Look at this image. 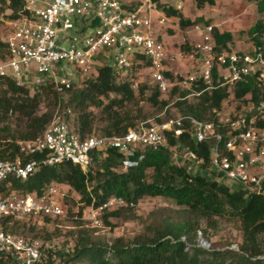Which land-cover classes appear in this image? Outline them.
I'll return each mask as SVG.
<instances>
[{
    "label": "built area",
    "instance_id": "1",
    "mask_svg": "<svg viewBox=\"0 0 264 264\" xmlns=\"http://www.w3.org/2000/svg\"><path fill=\"white\" fill-rule=\"evenodd\" d=\"M190 1L161 5L160 0H22L23 13L9 21L10 33L1 39L5 45H0V78H10L30 90L47 83L59 89L76 82L67 63L80 73L77 83L96 73L98 67L110 64L120 75L135 70L131 78L135 90L143 82L139 78L142 71L162 95L174 85L188 89L203 84L202 89L191 88L181 98L222 86L230 90L250 76L264 86V30L258 41L249 38L242 49L232 48V43L217 44L213 35L216 26L212 24L186 27L196 30L198 40L185 35L172 40L181 31L179 17L167 14L164 8L183 11ZM155 25L162 30L154 37ZM168 28L173 32L168 33ZM69 113L57 114L37 137L17 139L14 158L0 157V182L9 176L25 180L41 165L62 160L87 171L92 154L104 159L109 149L122 155L119 167L124 169L136 165L145 148L167 146V132L179 134L187 121L194 142L212 141L210 166L214 178L229 186L236 184L264 193V127L257 125L259 119H264V100L256 104L248 101L240 110H218V122L179 114L160 122L141 121L120 136L90 133L81 138L73 131ZM223 124L228 125L224 133L220 130ZM220 141L226 152L221 150ZM170 150L173 160L188 172L203 171L202 159L187 145L176 143ZM34 153L43 154L23 160ZM60 191V184L55 182L40 194L0 188V218L40 224L45 217H62L66 208ZM126 205L135 206L120 195H111L97 206H86L83 217L100 226V212ZM40 239L0 227V252L16 264H45L50 261L49 253L55 256L58 250L70 253L73 249ZM200 242L204 245L202 237ZM54 264L61 263L57 260Z\"/></svg>",
    "mask_w": 264,
    "mask_h": 264
},
{
    "label": "trees",
    "instance_id": "2",
    "mask_svg": "<svg viewBox=\"0 0 264 264\" xmlns=\"http://www.w3.org/2000/svg\"><path fill=\"white\" fill-rule=\"evenodd\" d=\"M0 1L8 2V8L12 11L9 15L11 19L23 13L22 0ZM249 1L255 3L258 12H264V0ZM204 3L214 4V0H198L199 6ZM164 10L169 15L178 16L181 26L198 23L201 19H186L181 12L172 8ZM83 28L86 29V26ZM263 30L264 19L256 20L247 29L248 39L258 41ZM213 35L221 46H227L233 40L231 31L214 28ZM0 45H5L1 38ZM134 71L132 69L121 76L110 64H106L98 67L96 73L87 76L81 83L75 82L70 87L59 89L52 83L40 84L33 94L29 93L26 86L17 85L10 78H0V157L13 159L17 153V139L37 137L52 121L47 112L36 114L35 109L42 95L51 96L57 103L62 102L65 112L70 110L69 115L74 114L73 125L70 124L81 138L90 134L97 122H102L100 135L120 136L128 128L136 127L147 119L141 107L136 109L141 99L167 112L168 104L174 97L173 105L177 114L172 116L189 114L200 120L214 122L219 120L216 111L221 109L222 102L231 94L234 99H242L246 103L256 104L264 100V86L254 76L236 83L230 90L222 86L204 90L192 98H181L191 88L202 89L203 84L199 82L198 86L192 85L188 89L174 85L165 95L156 86L149 87L146 82H141L135 90L131 80L135 76ZM165 74L169 75L168 72ZM148 89L150 93L147 95ZM92 107L100 109L99 116L91 110ZM11 112L17 113L21 126L14 128L8 121L4 122ZM172 116L168 113L156 116L154 122ZM257 125L264 127V119H259ZM227 128L226 124L220 126L223 133ZM189 130L188 122L184 121L179 134L167 132V146L156 150L145 148L143 158L136 165L124 169L119 167L122 155L109 149L104 159H99L93 153L87 171L69 160H62L54 165H41L25 180L9 176L0 182V188L40 194L55 182L65 184L79 194L85 207L97 206L111 195H120L128 203L134 204L146 195L162 196L182 206L179 217H162L148 225L147 232L136 235L129 242L117 237L110 244L92 243L84 231L79 230L72 251L66 253L58 250L55 256L49 253L50 261L45 264H54L57 260L61 264H77L80 260L88 264H264V241L261 238L264 233V193L229 186L214 178L215 172L210 166L212 141L194 142ZM176 143L187 145L202 159V172H188L173 160L170 147ZM220 147L226 152L223 141H220ZM42 154L34 153L23 157V160L28 157L35 159ZM135 216L133 207L129 205L105 210L102 214L103 221L111 226L113 224L108 220L109 217L133 219ZM52 219L56 218L45 217L44 225ZM222 220L236 222L241 233V241L236 248L230 247L232 244L213 246L209 240L211 230L217 229ZM8 225H11L10 229ZM17 226L34 229L27 221L0 218V227L4 230L19 233ZM199 233L200 237L209 241V248L196 241ZM43 238L51 240L45 236ZM0 264L16 263L8 254L0 252Z\"/></svg>",
    "mask_w": 264,
    "mask_h": 264
},
{
    "label": "rangeland",
    "instance_id": "3",
    "mask_svg": "<svg viewBox=\"0 0 264 264\" xmlns=\"http://www.w3.org/2000/svg\"><path fill=\"white\" fill-rule=\"evenodd\" d=\"M176 0H160L161 5H166L167 3H175ZM186 4L181 12L182 16L186 19H195L201 17L198 23L202 24H218L220 29L231 31L233 34V40L231 47L234 49H242L243 44L248 43V34L247 29L258 19H264V12H258L254 2L249 0H214V4L204 3L202 6L198 5V0H192V5ZM12 13L10 8H8V2L0 1V38L5 39L10 33L9 21L11 18L9 15ZM154 16V14H153ZM214 23V24H213ZM189 26V25H188ZM180 33H177L172 40L176 38H181L183 35L188 36L192 40H198L196 30L192 28H186L187 26H181ZM216 28V27H214ZM162 30L161 27L156 26L153 28L154 37ZM169 33V30H167ZM172 32V31H170ZM67 68L72 72V79L78 82L80 78V73L75 69V67L67 63ZM122 76L124 74H121ZM139 78L143 82H146L149 87H154V83L151 81L150 77L145 74L143 71L139 74ZM29 93L33 94V91L30 90ZM150 90H146L148 95ZM165 97V96H162ZM192 98V96H190ZM173 99L170 100L167 112L158 110L157 108L150 105L147 100L141 99L137 106L142 108V112L146 115V118L150 121H154V117H161L166 113L172 115L177 114V110L173 105ZM62 101V100H61ZM245 100L234 99L231 94L222 102L221 111L228 110H240L243 105H245ZM135 108V107H134ZM97 116H99V108L92 107ZM164 110V109H163ZM37 115L47 112L50 120L54 119L57 114H63L65 109L61 103H57L53 100L51 96L42 95L38 101L37 108L35 109ZM67 111V110H66ZM2 112L0 111V115ZM55 114V115H54ZM8 119H5L4 122L8 121L13 127H19L22 123L17 118V113H12L8 115ZM74 114L69 115V121L73 125ZM146 119V120H147ZM49 120V121H50ZM1 123V120H0ZM100 126L102 122H97L93 126L91 133L99 134ZM261 133L264 134V129L261 130ZM234 186H238L234 184ZM62 195V201L64 202V207L66 208L65 214L62 217L52 219L50 222L46 223H37L33 221L31 223L34 226V229H27L26 227L17 226L19 232L18 234H23L26 237H39L44 239L43 236L48 237L47 242L53 241L57 244H66L73 248L76 239L77 233L79 230H83L84 233L89 237L92 243H112L117 237H123L125 241H131L133 237L138 234H143L147 232L148 225L151 223L160 220L162 217H172L177 218L180 216L182 206L177 205L173 200L165 198L162 196H143L133 207L135 212V217L133 219H125L123 217L115 218L109 217L108 220L113 224L107 225L102 218L104 211L100 212L98 218L100 226L92 225L93 222H90L88 219L84 218L83 209L86 208L80 199L79 194L75 193L72 189H69L67 185L60 184ZM67 193V194H66ZM66 194V196H65ZM61 196V195H60ZM82 207V208H81ZM28 222V221H27ZM9 229L11 225H8ZM200 234L197 235L196 241L200 245ZM262 240L264 241V233L261 235ZM40 239V240H41ZM213 246H226L230 245L232 248H236L237 244L241 241V233L237 228V224L234 221H225L220 222V226L211 230L210 238ZM209 243V241H208ZM206 247V245H202ZM210 243L206 248H209ZM77 264H88L85 260H80Z\"/></svg>",
    "mask_w": 264,
    "mask_h": 264
},
{
    "label": "crops",
    "instance_id": "4",
    "mask_svg": "<svg viewBox=\"0 0 264 264\" xmlns=\"http://www.w3.org/2000/svg\"><path fill=\"white\" fill-rule=\"evenodd\" d=\"M187 4H188L189 6L192 5V1L188 2ZM188 5H187V6H188ZM182 12H183V11H182ZM213 24H214V23H213ZM214 25H215L216 28H218L220 31H224L223 29H220V28H219V25H218V24H214ZM167 30H169V33H172V32H173V30H172L171 28H168ZM170 31H172V32H170Z\"/></svg>",
    "mask_w": 264,
    "mask_h": 264
},
{
    "label": "water",
    "instance_id": "5",
    "mask_svg": "<svg viewBox=\"0 0 264 264\" xmlns=\"http://www.w3.org/2000/svg\"><path fill=\"white\" fill-rule=\"evenodd\" d=\"M208 244H209L208 241L204 240V245H206V247Z\"/></svg>",
    "mask_w": 264,
    "mask_h": 264
}]
</instances>
